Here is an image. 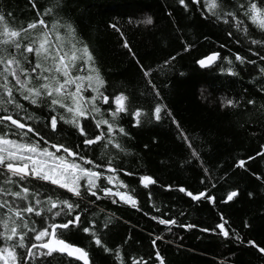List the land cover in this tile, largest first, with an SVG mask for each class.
<instances>
[{
  "label": "trees",
  "instance_id": "trees-1",
  "mask_svg": "<svg viewBox=\"0 0 264 264\" xmlns=\"http://www.w3.org/2000/svg\"><path fill=\"white\" fill-rule=\"evenodd\" d=\"M51 2L0 0V15L10 27L19 29L40 19L37 13H43ZM240 2L247 4V0ZM255 2L264 8V0ZM186 4L188 11L179 0H61V7L56 10L63 21L74 26L76 37L89 45L107 82L106 94L126 93L131 98L132 109L139 108L145 117L152 119L151 124L144 122L138 127H133L134 121L129 114H122L119 120L129 133L123 138L127 154L120 153L117 157L118 167L122 169L118 177L127 185L120 190L138 200L139 210L117 198V204H112L110 199L97 201L89 212L82 213L84 226H88L89 219L94 220L102 245L111 251L105 253L103 246L95 245L90 234L75 229L64 233L67 241L89 252L90 264H132L133 258L137 264H159L155 260L157 251L165 264H264V254L247 244L252 240L264 247V179L256 178L264 177V108L261 107L264 92L259 90L264 88V77L256 66L236 62L234 55L239 53L246 60L256 59L257 65H261L264 62L253 57L248 48L264 55V47L251 45L242 33H236L241 40L237 43L235 38L227 36L226 30L235 31L229 29V25L203 19L200 14L203 0L199 10L191 0H186ZM224 5L231 10L235 3L224 0ZM148 16L153 18L152 25L136 23ZM44 19L51 24L52 16ZM111 24H116L123 35L110 27ZM248 28L251 38L264 40V34L255 27L249 24ZM125 42L129 48L124 47ZM222 43L226 47L221 48ZM186 46H190L188 51H184ZM212 51H218L221 57L228 56L238 75L222 73L221 68L228 67L222 59L210 68H200L196 61ZM171 56L176 59L169 66L157 69ZM141 66L155 70L150 78L161 93L166 111L171 113V117L162 122L155 120V94ZM227 99L239 101V104L235 108L221 107ZM248 100L255 103L249 105ZM21 103L28 112L42 114L27 101ZM104 109L107 111V106ZM25 115V112L20 113L21 117ZM172 117L199 153V160L191 158L193 149L172 124ZM61 126L76 143L78 133L75 129L62 122ZM193 137L198 139L193 140ZM101 147H95L96 156ZM86 151L89 156L93 155L92 150ZM190 159L192 162L186 163ZM241 160L245 161L243 166L239 165ZM205 168L210 175H205ZM125 172L132 175L126 176ZM145 174L157 183L144 188L139 176ZM201 180L205 182L202 184ZM166 185H171V190H165ZM180 186L193 194L206 190V194L215 198L214 203L204 198L193 201L179 192ZM232 190L238 191V196L225 202ZM149 192L153 194L151 200ZM153 203L160 208L159 212L155 211ZM221 215L227 221L228 238L219 235L216 228L223 222ZM152 216L175 218L179 223L196 227L160 225ZM203 228L215 231L202 232ZM234 234H239L242 242H237ZM158 235L162 239L153 247L152 241ZM118 246L119 261L115 258ZM46 259L48 264H82L65 254H53Z\"/></svg>",
  "mask_w": 264,
  "mask_h": 264
},
{
  "label": "snow or ice",
  "instance_id": "snow-or-ice-1",
  "mask_svg": "<svg viewBox=\"0 0 264 264\" xmlns=\"http://www.w3.org/2000/svg\"><path fill=\"white\" fill-rule=\"evenodd\" d=\"M191 2L199 10L201 0ZM234 3L235 6L228 10L224 0H203L201 17L229 25V29L235 31L226 30L227 36L235 38L237 43H241V40L236 33H242L251 45L264 47V40L251 38L248 28L250 24L264 34V8L255 0H247V4L234 0ZM179 4L186 11L189 10L186 0H179ZM60 7L61 0H52L50 7L45 8L43 13H37L40 19L19 29L10 27L0 15V112L4 113L0 114V127L4 129L0 132V241H3L0 246V264H48L46 258L53 257V254H66L83 264H90L89 252L67 241L64 238L65 231L75 229L90 234L95 245L103 246L101 234L96 230L98 225L89 219L88 226H84L82 213L89 212L97 201L106 199H110L112 204H117L119 200L139 210L138 200L127 191L120 190L126 189L127 185L118 177L122 169L118 167L117 157L120 153L127 154L123 138L129 133L119 124V120L122 114H129L134 121L133 127H138L144 122L151 124L152 119L150 116L145 117L139 108L133 110L131 98L126 93L106 94L107 82L89 45L76 37V30L71 23L57 15L56 10ZM45 16H52L50 25L44 19ZM128 22L132 23V20ZM136 23L152 25L153 18L148 16ZM110 27L121 32L116 24ZM38 28L40 31H36ZM124 47L129 48L127 42ZM189 47L186 46L184 51H188ZM220 47L226 45L222 43ZM248 51L264 62V55L259 51H253L252 48H248ZM234 55L236 62L256 66L261 77H264V64L257 65L256 59L246 60L239 53ZM175 59V56L169 57L157 69L169 66ZM220 59L228 64L227 69L221 68L222 73L227 71L228 75H238L234 62L228 56L221 57L218 51L210 52L196 63L202 69L210 68ZM141 71L155 94V120L162 122L166 117H171V113L166 111L161 93L150 78L155 70L141 66ZM259 90L264 92V88ZM21 101H27L35 109H40L42 114L28 112ZM247 103L252 105L255 102L248 100ZM238 104L239 101L227 99L221 107L235 108ZM104 106H107V111ZM261 107L264 108V105ZM21 112L26 115L21 117ZM22 120L32 123H23ZM61 122L78 133L76 143L72 142L71 134L65 132ZM171 122L179 129L188 147L193 149L192 142L174 117ZM29 133L32 135L29 136ZM101 145L100 154L96 156L94 149ZM86 150H92L93 155L89 156ZM191 158L200 159L195 149L191 151ZM191 162V159L186 161ZM244 163L243 160L239 161L240 166ZM204 172L206 176L210 175L207 168ZM124 174L132 175L130 172ZM256 178L264 179L261 176ZM139 182L144 188L157 183L147 174L139 176ZM204 182L201 180L202 184ZM47 185L54 188H48ZM164 188L171 190L172 186L166 185ZM179 192L193 201L204 198L213 204L215 200L212 195L206 194V190L193 194L180 186ZM252 195L250 192L249 196ZM237 196L238 191H229L225 202ZM149 198L153 199L151 192ZM153 207L155 211H160L155 203ZM151 218L160 225H175L185 229L196 227L179 223L175 218ZM221 220L223 222L216 225L218 234L228 238L229 232L225 229L227 221L222 215ZM104 226L107 227V224ZM245 226H248L247 223ZM200 230L215 231L207 228ZM161 239L162 236H156L152 241L153 247ZM234 239L242 242L239 234H234ZM247 244L264 254V247H259L254 241L248 240ZM103 248L105 253L111 251L107 246ZM115 258L118 261L121 259L119 246L115 250ZM155 260L165 264L158 251ZM132 264H137V260L133 258Z\"/></svg>",
  "mask_w": 264,
  "mask_h": 264
},
{
  "label": "water",
  "instance_id": "water-1",
  "mask_svg": "<svg viewBox=\"0 0 264 264\" xmlns=\"http://www.w3.org/2000/svg\"><path fill=\"white\" fill-rule=\"evenodd\" d=\"M77 246V245H76ZM78 247H80V246H78ZM66 255V254H65ZM67 256V255H66ZM70 258H73V257H70ZM74 259V258H73ZM79 262H81L82 264H83V262L82 261H79Z\"/></svg>",
  "mask_w": 264,
  "mask_h": 264
},
{
  "label": "flooded vegetation",
  "instance_id": "flooded-vegetation-1",
  "mask_svg": "<svg viewBox=\"0 0 264 264\" xmlns=\"http://www.w3.org/2000/svg\"><path fill=\"white\" fill-rule=\"evenodd\" d=\"M26 130V129H25Z\"/></svg>",
  "mask_w": 264,
  "mask_h": 264
}]
</instances>
